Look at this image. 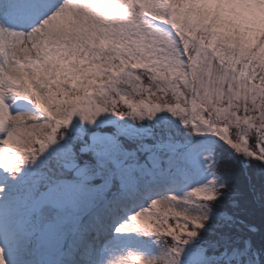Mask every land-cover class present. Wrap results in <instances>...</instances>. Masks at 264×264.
Returning <instances> with one entry per match:
<instances>
[{
    "label": "snow or ice",
    "instance_id": "6c2138e0",
    "mask_svg": "<svg viewBox=\"0 0 264 264\" xmlns=\"http://www.w3.org/2000/svg\"><path fill=\"white\" fill-rule=\"evenodd\" d=\"M117 253L264 264V0H0V264Z\"/></svg>",
    "mask_w": 264,
    "mask_h": 264
},
{
    "label": "trees",
    "instance_id": "16d2710c",
    "mask_svg": "<svg viewBox=\"0 0 264 264\" xmlns=\"http://www.w3.org/2000/svg\"><path fill=\"white\" fill-rule=\"evenodd\" d=\"M248 220L256 223L258 226L262 223V217L258 206L255 208L252 214L248 216Z\"/></svg>",
    "mask_w": 264,
    "mask_h": 264
},
{
    "label": "rangeland",
    "instance_id": "374dc122",
    "mask_svg": "<svg viewBox=\"0 0 264 264\" xmlns=\"http://www.w3.org/2000/svg\"><path fill=\"white\" fill-rule=\"evenodd\" d=\"M252 142V141H250ZM163 210V209H161ZM115 261L127 260L131 264V257L127 253H117L114 257Z\"/></svg>",
    "mask_w": 264,
    "mask_h": 264
}]
</instances>
